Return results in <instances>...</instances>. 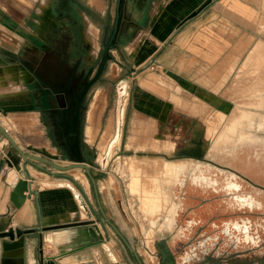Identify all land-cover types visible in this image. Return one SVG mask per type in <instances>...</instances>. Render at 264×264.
<instances>
[{
	"label": "rangeland",
	"instance_id": "rangeland-1",
	"mask_svg": "<svg viewBox=\"0 0 264 264\" xmlns=\"http://www.w3.org/2000/svg\"><path fill=\"white\" fill-rule=\"evenodd\" d=\"M77 1L81 6L72 3L71 7L94 36L87 51L93 59L102 23L108 11L112 14L115 0ZM251 1L255 9L259 8V14L257 17L254 10L249 15L248 52L234 57L232 68L226 73L214 77L215 74L202 72L199 82L192 80L176 85L161 75L159 67L142 68L159 47L153 48L146 39L137 47L134 43L138 35L133 34L120 50H112L113 57L102 80L87 94L82 115L84 155L92 166L106 215L131 241L144 264H159L155 246L159 240L167 241L177 264H239L244 258L248 260L244 264H264V229L257 225L258 211L255 207L252 211L240 208L228 194H249L256 199L254 190L258 184L264 185L261 151L264 145V0ZM21 2L0 0V14L7 18L8 27L16 28L14 20L20 21L24 15ZM37 6L35 1L34 8H28L24 18L29 21ZM136 72L141 74L133 79ZM123 83L126 91L118 99ZM136 83L148 87L163 101H150L149 112L145 107L136 106L133 97ZM116 133H119L118 141L114 139ZM113 140L115 143L108 155L106 148ZM46 150L58 160L67 161L55 146L50 145ZM101 158H105L104 163ZM175 163L186 165L181 184L173 181L178 172L173 173L165 166ZM193 167L207 175L210 180L207 186L190 182L188 175ZM66 172L80 180L85 192L83 199L94 217L98 208L90 182L79 169ZM231 173L233 180L226 177V181L225 176ZM231 184L236 188L229 189ZM159 194L164 195L163 199ZM260 199L264 200V194ZM175 203L171 223L168 216ZM260 213L264 219V213ZM154 217L157 220L151 224L149 218ZM243 219L247 220L246 230L232 227L233 221ZM114 262L137 264L132 253L108 228L107 240L90 249L88 264Z\"/></svg>",
	"mask_w": 264,
	"mask_h": 264
},
{
	"label": "crops",
	"instance_id": "crops-1",
	"mask_svg": "<svg viewBox=\"0 0 264 264\" xmlns=\"http://www.w3.org/2000/svg\"><path fill=\"white\" fill-rule=\"evenodd\" d=\"M35 1H39L36 15L44 17L39 20L33 14L28 21L24 16L28 8H34ZM48 5L49 0H22L24 15L19 22L14 20L16 28L8 27L7 18L0 14V123L20 145L44 151L55 145L35 106L37 91L28 82L32 74L22 60L37 50L33 35L38 32L33 24H44ZM18 8L21 9L19 5ZM254 10L258 17L259 8L255 9L251 0H149L144 21L136 26L134 36L138 35V39L134 45L140 47L146 39L153 48L159 47L150 59L151 65L159 67L161 75L176 85L192 80L199 82L202 72L215 74L214 77L226 73L232 68L234 57L248 52V22ZM134 74L133 79H137L141 73ZM135 87L134 102L145 107L146 112L151 108L150 101H163L148 87L138 83ZM3 138L0 133V230L9 226L59 225L87 218L88 211L81 207L85 192L80 180L69 172L49 173L48 169L56 171L40 162L26 163L25 174L17 168L21 163L18 154ZM57 161L64 164L69 160ZM11 169L15 178L9 180ZM18 178H26L35 194L16 207L10 193ZM41 235L42 255L39 254V233L27 242L28 264H42V261L43 264H88L90 249L97 244L59 254L57 244L64 240L63 229L42 231Z\"/></svg>",
	"mask_w": 264,
	"mask_h": 264
},
{
	"label": "flooded vegetation",
	"instance_id": "flooded-vegetation-1",
	"mask_svg": "<svg viewBox=\"0 0 264 264\" xmlns=\"http://www.w3.org/2000/svg\"><path fill=\"white\" fill-rule=\"evenodd\" d=\"M37 2L39 5V1ZM148 2L149 0H115L112 14L108 11L102 23L101 35L97 41V54L93 59L89 58L87 51L92 46L93 42L91 43L90 39L93 41L94 36L90 32L91 38L88 36L82 18L71 7L72 3L80 5L77 0H49L48 15L44 24L38 26L34 22V29L36 28L38 32L33 35L37 50L28 54L22 61L32 74V77L28 78V82L37 91L35 106L40 112L41 120L46 124L52 144L56 146L59 155L63 158L71 160L76 156V135L78 151L88 161L82 146V115L87 94L94 84L102 80L108 61L113 57L112 50H120L121 46L131 39L136 31V26L144 21ZM33 14L41 20L44 17L36 15L35 11ZM106 45L110 57L99 78L88 86L99 68ZM261 151L264 154V145L261 146ZM91 170L94 173L93 169ZM83 173L90 182L87 174ZM232 175V173L226 175V181L227 178L232 181ZM231 186L228 185L229 189L236 188L232 184ZM254 191L257 194L256 199L249 194L238 196H234L230 192L228 194L240 208L247 207L248 209H245L252 211L255 207V210L258 211L257 225L264 229L263 215L259 216L261 211L264 213L262 210L264 209V200L260 199V195L264 194V185L258 184ZM254 191L252 190L251 193ZM232 227L246 230L248 228L247 220L233 221ZM244 241L247 243L252 240ZM169 251V258L176 263L170 247ZM158 253L160 259V252L158 251ZM247 262L248 260L244 258L239 264ZM159 264L163 263L159 262Z\"/></svg>",
	"mask_w": 264,
	"mask_h": 264
},
{
	"label": "water",
	"instance_id": "water-1",
	"mask_svg": "<svg viewBox=\"0 0 264 264\" xmlns=\"http://www.w3.org/2000/svg\"><path fill=\"white\" fill-rule=\"evenodd\" d=\"M108 46L104 48V55L99 68L89 82L88 86L96 81L100 73L109 58ZM152 60H150L142 68L151 66ZM122 87V86H121ZM83 95V93H82ZM81 95V98H82ZM0 133L5 137L8 144L16 151L21 160V163L17 165L25 174L27 173L25 165L26 163L40 162L48 168H53L56 172L48 169L49 173L66 172L72 169H80L85 172L92 184L93 194L98 208V213L94 214L88 211L87 218L83 220H75L66 224L41 226L38 224L35 227L20 228L9 226L0 230V264H28L26 258V246L28 240H30L35 233H39V254L43 253V238L42 231L63 229L64 240L57 244L59 254H64L69 250L80 248L87 245H93L99 242H104L108 237V228L111 229L114 234L122 241L127 250L132 253L137 264H144L141 260L137 250L132 245L131 241L124 235L120 228L106 215L103 205L99 198V193L95 181V177L92 173V166L89 161L85 160L78 151V141L75 135L76 156L66 163H60L57 160L56 155H52L47 151L27 146L23 148L10 134V132L0 123ZM106 157V156H105ZM105 161V160H104ZM103 163V162H102ZM45 169V167H43ZM35 191L31 188L30 183L26 178H18L13 185L10 193V199L16 207L20 206L26 197L34 195ZM161 242V243H160ZM155 246L160 252L159 262L163 264H176L174 260L169 258L170 251L169 246L165 240L156 241ZM43 264V261H42Z\"/></svg>",
	"mask_w": 264,
	"mask_h": 264
},
{
	"label": "bare ground",
	"instance_id": "bare-ground-1",
	"mask_svg": "<svg viewBox=\"0 0 264 264\" xmlns=\"http://www.w3.org/2000/svg\"><path fill=\"white\" fill-rule=\"evenodd\" d=\"M43 5H45V4H43ZM40 9V8H39ZM44 9V8H43ZM43 9L41 10V11H43ZM38 14V13H37ZM36 20H37V18H36ZM40 20V19H39ZM38 20V21H39ZM31 28V27H30ZM40 28V27H39ZM34 29V28H33ZM34 30H36V29H34ZM86 31V33L88 34V36L91 38V36H90V33H89V31L88 30H85ZM261 76V75H260ZM263 76V75H262ZM264 77V76H263ZM250 79V78H249ZM250 85V84H249ZM122 87H120L119 88V90H118V99H120L121 98V95H123L124 93H125V91H126V87H125V84L123 83L122 85H121ZM252 87V86H251ZM247 89V88H246ZM260 89V88H259ZM242 93H244V92H242ZM248 103V102H247ZM119 116H121L120 114H119ZM263 119H264V117H263ZM260 122H263V120L261 119L260 120ZM240 135V134H239ZM244 137V136H243ZM246 137H247V135H246ZM240 138V137H239ZM114 139H115V141H118V139H119V133H116V135H114ZM6 140V139H5ZM115 141L113 140V141H111V143L110 144H108L107 145V151H108V155H110L111 154V152H112V149H113V144L115 143ZM102 159V162L104 163V160H105V158L103 159V158H101ZM130 163H132V161L130 162ZM167 163V162H166ZM169 163V162H168ZM165 164V163H164ZM133 165V164H132ZM166 166V169L167 170H170V171H172L173 173H174V171H176V172H178V174L175 176V178L173 179V181L174 182H177V183H182L183 182V178L181 177V175H182V172H183V170H184V168H186V165L185 164H183V163H175V164H172V165H165ZM134 167H135V165H134ZM136 168V167H135ZM138 168H139V166H138ZM137 168V169H138ZM142 170V169H141ZM139 171L137 170V173H138ZM164 176V175H163ZM172 176H173V174H172ZM189 180H190V182L192 183V184H195V185H201V184H205V186H207V184H208V181H209V178L207 177V175H204V172H203V170L202 169H200V168H195V167H193V169H191L190 171H189ZM15 178V172H14V170L13 169H11L10 171H9V173H8V179L9 180H12V179H14ZM163 178V177H162ZM169 178V177H168ZM167 178V179H168ZM170 178H171V176H170ZM169 178V179H170ZM132 179V178H131ZM151 179V178H150ZM154 179V178H153ZM153 179H151V180H153ZM164 179L166 180V178L164 177ZM163 180V179H162ZM155 181V180H154ZM160 181V180H159ZM167 181V180H166ZM134 182V181H133ZM133 182H132V184H133ZM136 182H137V180H136ZM156 182V181H155ZM164 182V181H163ZM129 183V182H128ZM140 183V182H139ZM161 183V182H160ZM159 183V184H160ZM66 184L67 185H69L72 189H74L71 185H70V183H68V182H66ZM135 184V183H134ZM133 184V185H134ZM151 184V183H150ZM153 185V184H152ZM157 185H158V183H157ZM162 185V184H161ZM135 186H136V184H135ZM155 186V185H154ZM158 187V186H157ZM137 188H139V186H137ZM140 189V188H139ZM151 189V188H150ZM158 189H159V187H158ZM157 189V190H158ZM152 190V189H151ZM156 190V191H157ZM162 190V189H161ZM167 190V189H166ZM135 191V190H134ZM138 191V190H137ZM140 191V190H139ZM137 192V193H140V192ZM148 191H149V189H148ZM155 191V190H154ZM154 191H153V193H154ZM142 192V191H141ZM136 193V192H135ZM163 193V192H162ZM140 195H142V194H140ZM145 195V194H144ZM153 195V194H152ZM163 195V194H162ZM162 195H157V196H162ZM164 196V195H163ZM163 196H162V199H163ZM146 197V196H145ZM148 197V196H147ZM155 197H156V195H155ZM154 197V198H155ZM139 198H140V196H139ZM144 198V197H143ZM156 199V198H155ZM157 199H158V197H157ZM159 199H161V197L159 198ZM161 199V200H162ZM150 200H151V198H150ZM160 200V201H161ZM158 201V200H157ZM156 201V203H158ZM160 201H159V203H160ZM163 201V200H162ZM161 201V202H162ZM154 202V201H153ZM144 203V202H143ZM151 203V202H150ZM155 203V202H154ZM164 204H165V202H164ZM86 204L85 203H83L82 205H81V207H83L84 208V210H86V212H87V209H86V206H85ZM161 205V204H160ZM162 205H163V202H162ZM142 206V205H141ZM140 205H139V207H141ZM148 207H149V205H148ZM153 207H155V206H153ZM161 207V206H160ZM176 207H177V204L175 203V205L173 206V208L171 209L172 210V212L171 213H169V219L171 220V223H172V221H173V216H174V214H175V211H176ZM157 208V207H156ZM162 208V207H161ZM144 212H145V214H146V211L144 210ZM143 212V213H144ZM148 213V212H147ZM155 213V212H154ZM154 213H152L153 214V216H154ZM166 214H168V212H166ZM147 215V214H146ZM166 219H167V217H166ZM156 220H157V217H154V218H149V221H150V223L151 224H155V222H156ZM170 223V224H171ZM105 247H107L108 248V252L110 253V255H111V258H112V260H115V257H114V254L112 253V251L110 250V248L108 247V245L105 243ZM114 264H118L117 262H114Z\"/></svg>",
	"mask_w": 264,
	"mask_h": 264
}]
</instances>
